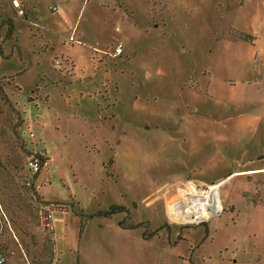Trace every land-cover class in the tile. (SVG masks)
Segmentation results:
<instances>
[{"label": "rangeland", "instance_id": "obj_1", "mask_svg": "<svg viewBox=\"0 0 264 264\" xmlns=\"http://www.w3.org/2000/svg\"><path fill=\"white\" fill-rule=\"evenodd\" d=\"M160 1L0 0V264H264V0Z\"/></svg>", "mask_w": 264, "mask_h": 264}, {"label": "bare ground", "instance_id": "obj_2", "mask_svg": "<svg viewBox=\"0 0 264 264\" xmlns=\"http://www.w3.org/2000/svg\"><path fill=\"white\" fill-rule=\"evenodd\" d=\"M197 191L200 192L191 182L186 184V188L181 191L183 197L182 200L180 201V205L182 203L190 208L187 209L174 208L172 214L174 218L188 221L193 215H194V219L206 217L207 211L205 207L210 206L209 203L210 198L212 199V205H211L212 207H215L216 209L221 207V203L218 198L217 184L210 185L209 191L207 192L208 194H205L206 196L204 195L203 198H196V197L193 198V197L185 196V194L187 193L196 195Z\"/></svg>", "mask_w": 264, "mask_h": 264}, {"label": "trees", "instance_id": "obj_3", "mask_svg": "<svg viewBox=\"0 0 264 264\" xmlns=\"http://www.w3.org/2000/svg\"><path fill=\"white\" fill-rule=\"evenodd\" d=\"M12 30V26L11 24L8 25V28H7V33ZM6 33V35H7ZM0 55L2 56V48L0 46ZM41 142H42V139H41ZM44 143V141H43ZM31 155L34 156L38 162H39V171L34 174V175H38L43 169L44 167H46V165L48 164V155H47V152L44 150V148L41 146V148L39 150H36V147L33 148L31 151ZM264 158V156H263ZM31 175V174H30ZM58 179L59 180H63V179H60L59 175H58ZM69 196L73 198V200L76 202L77 205H79V201L77 199L76 196L74 195H71V193H69ZM80 207V205H79ZM79 210L81 211V214H79V216L83 217V214H85V212H83L80 208ZM128 208L123 206V205H120V204H112L111 207L109 209H106V210H99L97 212H92L91 214H88L87 215V218L86 216L83 217V222H85L86 220L88 219H91L93 218L94 216H97V217H108L114 213H119V212H125V213H128ZM119 225H122V221H119ZM130 227H138V224L137 226L134 225V226H130ZM163 227L162 226H159L157 228H155L149 235H152L154 233H156L158 230L162 229Z\"/></svg>", "mask_w": 264, "mask_h": 264}, {"label": "built area", "instance_id": "obj_4", "mask_svg": "<svg viewBox=\"0 0 264 264\" xmlns=\"http://www.w3.org/2000/svg\"><path fill=\"white\" fill-rule=\"evenodd\" d=\"M15 7H19L17 0H14ZM22 12V10H20ZM123 52V44L122 42H117L113 48V54L114 55H120ZM26 169L28 170L29 174L34 175L39 171V162L38 160L30 155L26 160ZM29 183V182H27ZM208 189L210 185H207ZM4 260L3 254H0V263H2Z\"/></svg>", "mask_w": 264, "mask_h": 264}, {"label": "crops", "instance_id": "obj_5", "mask_svg": "<svg viewBox=\"0 0 264 264\" xmlns=\"http://www.w3.org/2000/svg\"><path fill=\"white\" fill-rule=\"evenodd\" d=\"M162 2H167V4H168V6L167 7H169L170 9H171V7L170 6H172L171 5V2H170V0L169 1H166V0H161ZM157 2V3H160V4H162V2ZM96 4H97V6H101V7H109V4H110V0H96ZM123 6V5H122ZM120 9H121V7L120 6H118ZM147 9V8H146ZM160 9H162V8H160ZM159 9V10H160ZM122 41V40H121ZM116 44V43H115ZM115 46V45H114ZM261 169V168H260ZM262 169H264L263 167H262ZM257 170V169H256ZM261 172H263V171H261ZM60 216H62L61 214H60ZM79 220V219H78ZM79 222L81 223V220H79Z\"/></svg>", "mask_w": 264, "mask_h": 264}]
</instances>
